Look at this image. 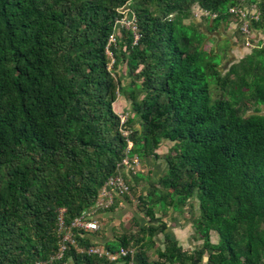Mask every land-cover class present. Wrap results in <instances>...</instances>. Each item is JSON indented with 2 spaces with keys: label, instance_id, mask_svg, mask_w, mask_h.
I'll list each match as a JSON object with an SVG mask.
<instances>
[{
  "label": "trees",
  "instance_id": "16d2710c",
  "mask_svg": "<svg viewBox=\"0 0 264 264\" xmlns=\"http://www.w3.org/2000/svg\"><path fill=\"white\" fill-rule=\"evenodd\" d=\"M124 6L134 43L129 28L114 30ZM233 6L252 11L248 32L264 29V0H0V264L47 259L58 210L69 224L123 155L139 166L163 141L166 171L136 196L145 220L103 247L132 248V264H264V41L253 35L222 70L220 54L204 48L207 34L237 22ZM193 7L214 16L197 22ZM120 61L125 82L113 71ZM118 94L130 103L122 121ZM120 173L128 187L143 176ZM184 205L197 210L189 222L201 243L190 249L161 218ZM71 230L75 245L95 244ZM68 258L104 263L68 245L47 264Z\"/></svg>",
  "mask_w": 264,
  "mask_h": 264
},
{
  "label": "rangeland",
  "instance_id": "374dc122",
  "mask_svg": "<svg viewBox=\"0 0 264 264\" xmlns=\"http://www.w3.org/2000/svg\"><path fill=\"white\" fill-rule=\"evenodd\" d=\"M245 5V8L248 10H252L254 8L253 3ZM195 10L196 8L193 7L192 12ZM193 20L202 22L203 18H199V15H196L193 17ZM235 26L236 22L229 23L224 28H219L210 34H207V38L204 40L205 49H215L216 52L220 54L221 60L219 70H222L224 67H226L228 62H231L250 51L253 44H255V40H253L252 37L256 36L258 39H262L264 41V29L256 31L255 35L251 32L241 35L235 30ZM115 33L116 35H119L118 28L115 29ZM227 39L231 41L228 44L226 43ZM108 66H110V63H108ZM113 71L120 77L122 82L128 81V78L125 75V65L122 61L117 63ZM113 107L115 111L120 114V119L130 114V103L121 94L116 96ZM169 145L170 142L163 141L157 150H155V152H158L157 159L161 160L160 163L163 164L164 169L166 166L162 157L167 152ZM141 162L142 161H140L139 168L144 169V175H149V173H147L145 170L146 167L143 165V162ZM150 179L151 178L146 179V181H144L145 183L142 181H128V183L131 184L129 187V193H127L126 196L121 195L114 198V204L112 205V208L108 209V226L111 225V227L108 229L109 237L118 236L123 232L127 234L136 233L138 226L137 223L140 222L139 220H145V218H143V214L138 211L136 196L143 194L144 188ZM142 184L145 185L141 186ZM196 211L197 210L194 207L189 209L188 205H184L180 209L169 208V210H166L165 214L161 216L162 220L168 226V230L174 231L173 233L178 237V241L181 243L182 248L184 249H190L191 247L198 246L201 243L200 239L195 238L197 237V233L195 230H193V227L189 222L190 217L194 216ZM103 212L105 211L103 210ZM156 214L159 213L156 212ZM106 219L107 217H105V219H101L99 217L96 218L98 229L91 232L94 237L100 239L102 236H105V226L107 225ZM192 237L194 238L193 240L191 239ZM162 240L163 237L161 234L154 238V246L145 251L147 261H152L155 259V249L162 246ZM211 240H216V237L213 234H211ZM95 244L101 245L100 243Z\"/></svg>",
  "mask_w": 264,
  "mask_h": 264
},
{
  "label": "built area",
  "instance_id": "2783aa9c",
  "mask_svg": "<svg viewBox=\"0 0 264 264\" xmlns=\"http://www.w3.org/2000/svg\"><path fill=\"white\" fill-rule=\"evenodd\" d=\"M127 7H119L118 10L121 12V15L115 20L114 30L119 26H123L129 28L132 32L133 43L136 42L138 38V34L135 29V23L133 16L127 13ZM253 10V9H252ZM229 13H234L237 16L236 26L240 30L241 35H244L248 32V20L252 16V11H247L245 8H237L230 7L228 9ZM194 16L209 15L213 17L214 14H209L208 11L196 8L194 12H192ZM116 37L114 33L108 36L107 45L115 42ZM107 55H110L109 51L106 50ZM111 60V58H110ZM123 118L120 119L122 121ZM124 134L126 131L123 132ZM126 148L129 146L130 142L127 140ZM117 167V171L115 174L109 175L100 186L97 198L94 202V205L86 210L81 212V214L69 222V224H65L62 216L61 210H58L56 216V225L58 231V243L56 245L55 250L48 256L47 259H40V261L33 262L31 264H47L51 260L58 259L61 257L62 253L66 250L68 245H72L75 252L85 254L87 256H94L98 259L103 260L104 264H132L131 256L133 253V249L130 247H122L118 246L113 250H109L108 248H104L101 245L90 244L86 247H82L79 245H75V241L73 239V232L71 229L77 228L83 231L92 232L98 229V225L95 221L97 211L105 210L110 204L114 201V196H121L129 192L128 184L126 183L125 178L121 175V169L130 170L131 172L140 171L138 166V159L135 155L127 157L123 155L121 159L115 164ZM127 257V260L124 261V258Z\"/></svg>",
  "mask_w": 264,
  "mask_h": 264
},
{
  "label": "crops",
  "instance_id": "0c3cea01",
  "mask_svg": "<svg viewBox=\"0 0 264 264\" xmlns=\"http://www.w3.org/2000/svg\"><path fill=\"white\" fill-rule=\"evenodd\" d=\"M156 154H158V152H156ZM160 161L161 160H158L157 158L156 159H152V158H146V159H144L142 162H143V165L146 167L145 168L146 172L149 173V175L142 174L143 175L142 176L143 178L142 177L141 178L138 177L139 178L138 181H142L143 183H145L144 181H146V179H148V178H151L148 181V183L151 182V181H153V182L156 181V179L166 171V168L164 169V166H163V164L160 163ZM140 172L144 173V169L143 168L140 169ZM148 183L146 184V187L144 188V192H143L142 195H144L149 190V184ZM144 185L142 184L141 186H144ZM95 217L96 218L99 217L101 219H105V217H107V219H106V222H107L106 224L107 225L105 226V231H106L105 232V236H102V238H100V239L97 238V237H94L93 235L90 236L95 243H100L101 246H103L105 244V241L110 240V238L113 239L112 238L113 236L109 237V231H108V229H109V227H111V225L108 226V209H105V212H103V211L97 212L96 215H95ZM139 221H140L139 222V225H142L143 220H139ZM168 229L169 228L167 226V229L165 231H167L169 233L171 232L172 236L175 237L178 240V237L173 233L174 231L168 230ZM191 239L193 240L194 238L192 237ZM60 264H73V263L71 262V259L68 258V259H66L64 262H62ZM100 264H104V263H100Z\"/></svg>",
  "mask_w": 264,
  "mask_h": 264
}]
</instances>
